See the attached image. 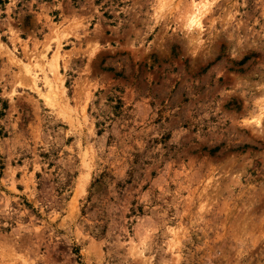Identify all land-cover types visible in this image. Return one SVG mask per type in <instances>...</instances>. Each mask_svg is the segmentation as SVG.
<instances>
[{
  "label": "rangeland",
  "instance_id": "374dc122",
  "mask_svg": "<svg viewBox=\"0 0 264 264\" xmlns=\"http://www.w3.org/2000/svg\"><path fill=\"white\" fill-rule=\"evenodd\" d=\"M0 264H264V0H0Z\"/></svg>",
  "mask_w": 264,
  "mask_h": 264
},
{
  "label": "bare ground",
  "instance_id": "6f19581e",
  "mask_svg": "<svg viewBox=\"0 0 264 264\" xmlns=\"http://www.w3.org/2000/svg\"><path fill=\"white\" fill-rule=\"evenodd\" d=\"M195 22V21H194Z\"/></svg>",
  "mask_w": 264,
  "mask_h": 264
}]
</instances>
